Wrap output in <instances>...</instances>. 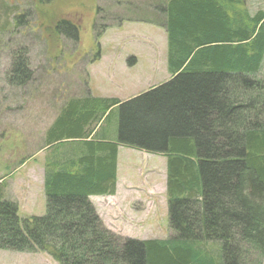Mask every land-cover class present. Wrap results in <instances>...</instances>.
Masks as SVG:
<instances>
[{"label":"trees","instance_id":"trees-1","mask_svg":"<svg viewBox=\"0 0 264 264\" xmlns=\"http://www.w3.org/2000/svg\"><path fill=\"white\" fill-rule=\"evenodd\" d=\"M164 4L155 25L172 77L121 106L118 141L167 156L171 236L124 238L89 200L115 191L118 145L88 139L120 100L87 95L67 98L47 129L46 214L22 218L0 182V249L58 264L263 263L264 13L245 0ZM18 62L8 81L22 87Z\"/></svg>","mask_w":264,"mask_h":264},{"label":"rangeland","instance_id":"rangeland-1","mask_svg":"<svg viewBox=\"0 0 264 264\" xmlns=\"http://www.w3.org/2000/svg\"><path fill=\"white\" fill-rule=\"evenodd\" d=\"M165 1L0 0V182H5V197L18 203L22 218L46 214L40 184L42 163L34 157L27 161V156L42 147L40 125L44 130L65 97L118 91L106 72L111 60H167L166 29L155 25L163 21ZM245 6L250 14L264 13V0H245ZM22 59L27 62L29 79L19 87L8 78L13 64ZM105 72L110 79H104ZM256 76H264V58ZM29 130L31 144L25 139ZM156 170L162 177L165 167L161 161ZM163 186L156 187L161 204L156 221L151 225L125 222L122 227L127 237L171 236L169 205L166 202L162 207L166 198ZM0 264L58 263L44 252L0 249Z\"/></svg>","mask_w":264,"mask_h":264},{"label":"crops","instance_id":"crops-1","mask_svg":"<svg viewBox=\"0 0 264 264\" xmlns=\"http://www.w3.org/2000/svg\"><path fill=\"white\" fill-rule=\"evenodd\" d=\"M108 71L109 77L112 75L113 79L111 80L114 81L120 92L106 91V93L100 95L98 92L92 91V93L87 92L81 95L75 94L71 96L85 97L89 95L93 97L115 98L120 100L119 104L110 107L106 113L108 116L111 115L113 119H109L106 115L102 119L101 124L93 132V136L96 135V138H91V136L88 139V141L113 142L118 145L115 191L114 193H109V191H105L106 193H89L88 198L95 206L105 226L115 233L127 237L124 233V228L122 227L125 222H137L138 224L149 222L148 224L151 225L150 223L156 221L157 212L161 205L156 196V187L159 184L164 185L162 191L166 194V198H163L162 207L166 202L168 203V159L165 155L134 146L136 144L118 141L121 106L144 94L152 92L157 87L167 82L172 77V74L168 68V58L167 60L160 61L155 57L134 58L131 60H111L106 68V72ZM106 72L103 76L104 79L108 78ZM115 81L118 82V84ZM57 115L53 118L49 117V123L44 126V130H42L43 125H40L38 135L40 144H47L48 138L46 135V129L51 126ZM31 137V130H29L25 136V139H27L29 144H31ZM48 148L49 147L42 148L39 153V162L42 163V180L40 181V184L42 185V194L44 195H46L44 187V167L47 159L50 157L52 158V151H54ZM159 161H161L165 167L162 177L156 170V164ZM155 229L157 230V228Z\"/></svg>","mask_w":264,"mask_h":264}]
</instances>
